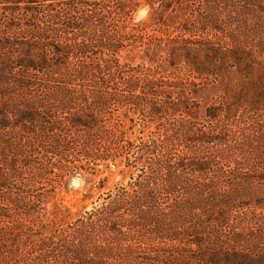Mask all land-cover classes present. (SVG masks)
I'll use <instances>...</instances> for the list:
<instances>
[{
    "label": "trees",
    "instance_id": "obj_1",
    "mask_svg": "<svg viewBox=\"0 0 264 264\" xmlns=\"http://www.w3.org/2000/svg\"><path fill=\"white\" fill-rule=\"evenodd\" d=\"M0 3V264H264V0Z\"/></svg>",
    "mask_w": 264,
    "mask_h": 264
},
{
    "label": "rangeland",
    "instance_id": "obj_2",
    "mask_svg": "<svg viewBox=\"0 0 264 264\" xmlns=\"http://www.w3.org/2000/svg\"><path fill=\"white\" fill-rule=\"evenodd\" d=\"M141 9L146 8L139 7L132 13L133 21L141 20L138 19ZM1 10L0 3V11ZM121 60H137V57H134L133 55H124L121 57ZM138 127V125L134 126L132 129V135L137 134ZM101 177H105V179L99 181V178ZM63 180L60 188L61 191L59 190L57 196L61 197L62 202L69 205L72 210H76L81 208L82 205H86V208H89L91 203L102 191L107 188H112L117 182L125 183L127 177H124L123 173L119 172L118 168L111 164L108 169H104V171L98 176H93L86 172H70L64 175ZM48 206H50V203H48Z\"/></svg>",
    "mask_w": 264,
    "mask_h": 264
},
{
    "label": "clouds",
    "instance_id": "obj_3",
    "mask_svg": "<svg viewBox=\"0 0 264 264\" xmlns=\"http://www.w3.org/2000/svg\"><path fill=\"white\" fill-rule=\"evenodd\" d=\"M148 15V9H141L139 12L138 19H144Z\"/></svg>",
    "mask_w": 264,
    "mask_h": 264
}]
</instances>
